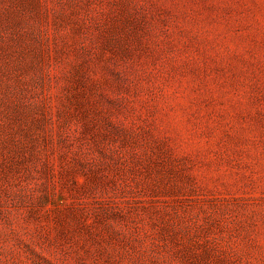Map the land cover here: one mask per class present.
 Masks as SVG:
<instances>
[{
  "label": "rangeland",
  "instance_id": "1",
  "mask_svg": "<svg viewBox=\"0 0 264 264\" xmlns=\"http://www.w3.org/2000/svg\"><path fill=\"white\" fill-rule=\"evenodd\" d=\"M0 264H264V0H0Z\"/></svg>",
  "mask_w": 264,
  "mask_h": 264
}]
</instances>
